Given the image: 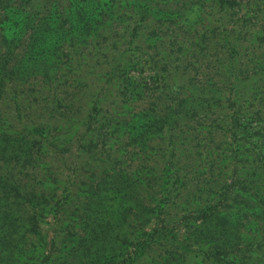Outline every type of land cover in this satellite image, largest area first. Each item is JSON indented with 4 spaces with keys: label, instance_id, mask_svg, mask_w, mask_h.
Returning <instances> with one entry per match:
<instances>
[{
    "label": "rangeland",
    "instance_id": "rangeland-1",
    "mask_svg": "<svg viewBox=\"0 0 264 264\" xmlns=\"http://www.w3.org/2000/svg\"><path fill=\"white\" fill-rule=\"evenodd\" d=\"M0 264H264V0H0Z\"/></svg>",
    "mask_w": 264,
    "mask_h": 264
},
{
    "label": "trees",
    "instance_id": "trees-1",
    "mask_svg": "<svg viewBox=\"0 0 264 264\" xmlns=\"http://www.w3.org/2000/svg\"><path fill=\"white\" fill-rule=\"evenodd\" d=\"M18 189L19 188L17 187L16 190H18ZM218 232H220V231H218ZM227 232H229V234H227ZM237 233H238V231H233L231 229H222V231L220 232L222 239L219 241V245H225L227 243V241H232V239H234V237L232 238V236L237 234ZM212 253L215 257L220 256V253H218V252L213 251ZM225 256L226 257H237V253L229 251V252L225 253Z\"/></svg>",
    "mask_w": 264,
    "mask_h": 264
}]
</instances>
